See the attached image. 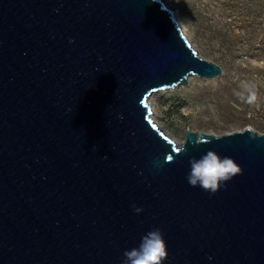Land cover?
Returning a JSON list of instances; mask_svg holds the SVG:
<instances>
[{"label": "water", "instance_id": "water-1", "mask_svg": "<svg viewBox=\"0 0 264 264\" xmlns=\"http://www.w3.org/2000/svg\"><path fill=\"white\" fill-rule=\"evenodd\" d=\"M223 72L169 0H0V264H123L153 229L163 264H264V133L152 118ZM209 150L242 171L215 194L186 179Z\"/></svg>", "mask_w": 264, "mask_h": 264}, {"label": "rangeland", "instance_id": "rangeland-1", "mask_svg": "<svg viewBox=\"0 0 264 264\" xmlns=\"http://www.w3.org/2000/svg\"><path fill=\"white\" fill-rule=\"evenodd\" d=\"M169 2L193 46L224 72L153 93L152 118L178 143L188 129L223 135L252 127L264 133V0Z\"/></svg>", "mask_w": 264, "mask_h": 264}, {"label": "clouds", "instance_id": "clouds-1", "mask_svg": "<svg viewBox=\"0 0 264 264\" xmlns=\"http://www.w3.org/2000/svg\"><path fill=\"white\" fill-rule=\"evenodd\" d=\"M246 90L248 91L247 102L252 103L255 100V92L251 90V87ZM119 118L123 119V116ZM171 160L172 157H167L168 162ZM189 165L190 171L186 179L190 186L194 188L199 186L211 194H215L225 182L242 173L241 168L231 157H221L211 150L199 159L191 158ZM133 210L136 214L143 211L135 205H133ZM123 255V264H163L168 258V252L162 231L153 229L147 232L141 237L138 247L126 250Z\"/></svg>", "mask_w": 264, "mask_h": 264}, {"label": "snow or ice", "instance_id": "snow-or-ice-1", "mask_svg": "<svg viewBox=\"0 0 264 264\" xmlns=\"http://www.w3.org/2000/svg\"><path fill=\"white\" fill-rule=\"evenodd\" d=\"M169 158H171V156H169Z\"/></svg>", "mask_w": 264, "mask_h": 264}]
</instances>
